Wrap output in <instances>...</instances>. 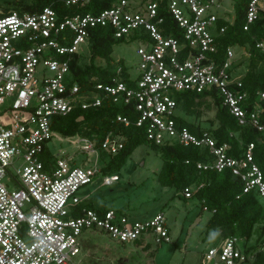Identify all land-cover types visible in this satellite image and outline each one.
<instances>
[{
    "label": "built area",
    "instance_id": "2783aa9c",
    "mask_svg": "<svg viewBox=\"0 0 264 264\" xmlns=\"http://www.w3.org/2000/svg\"><path fill=\"white\" fill-rule=\"evenodd\" d=\"M89 0H66V5L83 6ZM223 0H112L111 7L96 13L66 15L44 6L36 12L0 9V264H78L80 235L98 228L121 242H134L152 233L155 241H170L162 212L152 218L133 220L127 212L110 207L82 206L87 195H79L97 174L109 185L117 174H102L107 156L123 145L122 138L108 132L98 143L94 134L62 136L51 127L55 116L75 108L99 106L111 97L124 103L134 101L136 125L145 126L146 136L156 144L178 141L181 145L206 147L213 161L198 162L197 168H229L243 182L242 192L254 191L264 203V175L253 158L249 143L240 158L229 156L228 143L217 145L206 131L197 135L179 126L176 92H201L215 88L222 104L241 125L262 130L260 108L247 110L248 92L233 76L235 46L225 49V59L213 57L217 38L234 19L232 10L221 8ZM261 11L264 0H248L244 30ZM165 13V14H164ZM165 15L172 23L164 26ZM105 27L112 37L139 39V75L135 86L124 66L117 64L110 82L96 76L89 89L74 79L70 63L87 49L90 29ZM264 51V42H257ZM264 102V90L256 92ZM117 121L129 124L126 116ZM53 138L72 144L77 151L94 156L75 165L73 154L60 150L51 161L46 144ZM99 161H101L99 165ZM197 187H185L191 197ZM242 241V245H239ZM258 249L247 251L244 239L220 238L204 253L205 264H254Z\"/></svg>",
    "mask_w": 264,
    "mask_h": 264
},
{
    "label": "trees",
    "instance_id": "16d2710c",
    "mask_svg": "<svg viewBox=\"0 0 264 264\" xmlns=\"http://www.w3.org/2000/svg\"><path fill=\"white\" fill-rule=\"evenodd\" d=\"M65 1L1 0L0 9L3 12L10 10L36 12L44 6H51L61 15H74L96 13L113 4L112 0H89L80 6L66 5ZM247 1L240 0L235 3L233 22L227 24L225 32L217 38V52L213 57L223 62L225 49L228 46L246 49L247 69L239 78L243 89L248 92L244 107L247 110L260 108L259 122L264 124V102L256 95L257 91L264 90V51L256 46L257 42H264V11H261L257 20L244 30ZM171 23L169 16L165 15L164 26H170ZM119 41L112 37V31L108 28L90 29L87 39L88 59L81 62L82 54H75L70 63L74 79L83 89L93 86L94 82L90 80L92 76H96L103 83L110 82V78L114 75L111 67L114 62L112 47ZM118 62L120 64L121 60ZM239 62L240 60L234 62L233 68L238 67ZM176 100L178 108L183 107L186 111L202 104L205 100L212 102L216 107L214 118L218 122L215 126L201 127L181 117H177L178 125L187 126L197 135L204 131L208 132L216 140L217 145L228 143L230 149L227 154L233 157H242L248 144L252 143L254 161L264 175V133L251 124H239L228 108L222 104V98L215 88H206L201 92L178 91ZM183 112L186 114L185 111ZM118 115L126 116L129 124L118 122L116 119ZM136 118L137 112L133 100L124 103L123 100L114 101L111 97H105L99 106L87 109L77 107L66 115L53 117L51 127L62 136L94 134L98 143L108 132L120 136L123 141L122 147L115 154L107 156L101 167L102 174L106 175L119 172L127 158L140 145L151 147L162 158L161 166L157 170V181L164 187L175 189V194L165 202V205L176 196L183 199L191 198L199 204L200 213L203 210L210 212L205 222L206 231L219 229L221 238L229 236L243 238L247 251L260 248L264 243V203L257 194L254 191L243 193V182L234 176L229 168L221 171L214 168H197L198 162L213 161L208 148L193 145L185 147L178 141L156 144L147 138L145 126L136 125ZM192 184L197 189L191 197H185L184 188ZM254 264H264L262 250L257 252Z\"/></svg>",
    "mask_w": 264,
    "mask_h": 264
},
{
    "label": "rangeland",
    "instance_id": "374dc122",
    "mask_svg": "<svg viewBox=\"0 0 264 264\" xmlns=\"http://www.w3.org/2000/svg\"><path fill=\"white\" fill-rule=\"evenodd\" d=\"M14 2L32 0H13ZM1 2V0H0ZM238 2V1H237ZM232 2L223 0L221 10H232ZM139 39L119 41L112 47L114 70L118 61L127 70L132 80L131 87L135 86V80L139 75V57L136 49L141 45ZM81 62L88 59L86 47H82ZM234 62H240L232 75H242L247 69V51L244 48L235 49ZM242 59V60H241ZM118 62V63H117ZM105 65L103 61H100ZM184 109V110H183ZM216 107L212 102L205 100L202 104L193 106L186 111L185 108H177L179 117L187 119L201 127H212L218 122L214 118ZM186 114H184V112ZM46 148L51 161H54L60 150L64 155L73 154L75 165H81L89 160L92 164L94 156L89 157L85 152L77 151L68 142H60L56 138L51 139ZM101 161H99L100 165ZM162 163V158L147 145H140L127 158L118 175V180L109 185L102 183V175L95 176L93 182L84 185L79 190V195H87L82 206L85 207H110L117 212L125 211L133 220H145L152 218L156 213L162 212L165 216V225L169 229L170 241H155L152 233L144 234L138 239L142 240L144 247H139L140 242H121L112 238L107 232L91 228L86 229L80 235L81 251L75 256L78 264H205L204 253L206 249L221 238L219 229H205V222L210 212L200 213L199 204L191 199H183L176 196L168 204L165 202L175 194L172 187H164L157 181V170ZM242 245V241H239Z\"/></svg>",
    "mask_w": 264,
    "mask_h": 264
},
{
    "label": "crops",
    "instance_id": "0c3cea01",
    "mask_svg": "<svg viewBox=\"0 0 264 264\" xmlns=\"http://www.w3.org/2000/svg\"><path fill=\"white\" fill-rule=\"evenodd\" d=\"M138 242H140V244L138 245L139 247H144V246H147V245H148V244L143 245L142 240H140V241H138ZM133 243H135V242H133Z\"/></svg>",
    "mask_w": 264,
    "mask_h": 264
}]
</instances>
